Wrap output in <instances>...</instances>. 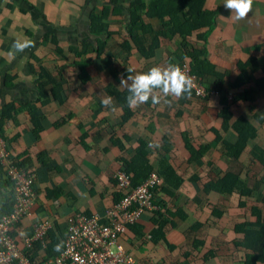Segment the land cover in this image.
I'll return each mask as SVG.
<instances>
[{
	"label": "crops",
	"instance_id": "crops-1",
	"mask_svg": "<svg viewBox=\"0 0 264 264\" xmlns=\"http://www.w3.org/2000/svg\"><path fill=\"white\" fill-rule=\"evenodd\" d=\"M119 1L127 21L128 0ZM107 2L0 0V127L12 159L27 160V168L36 176L35 204L15 238L22 243L34 227L47 223L48 247L53 248L36 249L33 259L43 263L59 253L55 248L66 239L71 216H97L104 223L107 212L119 202L114 175L121 159L134 158L137 147L144 145L151 174L157 173L163 183L156 191V203L163 210L127 227L118 239L119 247L134 264H243L244 253L234 245L244 236L236 230L255 225L259 214L264 219V163L254 156L264 153V0H253L252 11L239 21L225 8V0H204L203 12L214 14L216 21L212 28L194 32L191 44L201 51L205 47L202 58L208 64L202 76L207 86L216 85L217 93L200 99L163 97L158 91L159 103L149 99L129 108L128 116L113 97L115 110L101 104L109 84L126 89L120 87V79L106 76L109 64L88 54L89 81L82 83L68 52V47L82 43L94 45L89 13ZM154 26L159 27V22ZM109 30L125 34L117 20H111ZM199 34L207 35L206 42L196 38ZM52 36L61 55L50 43ZM17 38L32 39L35 46L10 56ZM117 40L115 36L109 41L110 53H119ZM182 42L178 35L163 38L154 58L131 54L127 68L135 75L154 66L177 64L175 52H180ZM40 67L61 83V90L55 97L49 92L44 104L36 86ZM31 103L40 115L38 134H33L27 111ZM10 104L11 111L3 109ZM240 119L250 122L256 136L236 162L228 147L240 144ZM229 173L239 175L250 196L210 190ZM129 176L132 180V173ZM7 181L0 165V208L5 199H12L13 188Z\"/></svg>",
	"mask_w": 264,
	"mask_h": 264
},
{
	"label": "trees",
	"instance_id": "trees-1",
	"mask_svg": "<svg viewBox=\"0 0 264 264\" xmlns=\"http://www.w3.org/2000/svg\"><path fill=\"white\" fill-rule=\"evenodd\" d=\"M128 4L127 21L123 20L124 13L119 0H108L107 4H104L101 10L92 9L89 13V29L91 34L96 37L94 45L82 43L79 47H68V52L74 57L71 66L78 70L79 73H77V75L81 78V82L87 83L89 81L87 79V77H89L87 67L90 65V60L85 59L88 54H92L98 59L106 57L109 64V69L107 70L108 76L115 80H121L128 75H133L132 70L128 69L126 65L129 55L137 53L144 59L154 58L156 56V50L161 47V39L178 35L183 39V42L181 44L182 48L180 49V52H175L178 57L177 64L180 65L182 62H187L191 72L197 77L202 78L201 81L208 90H213L216 85L211 86L212 88L210 85L207 86L206 81L202 76L206 70L205 67L208 64V62L202 58L205 55L206 49L205 47H200L202 49L201 51L196 45L191 44L194 32L200 31L202 27L212 28L216 21L214 14L203 12L204 0H128ZM111 20H117L122 23L123 30L125 31L124 35H122L121 32H113L109 30ZM157 22L160 24L159 27L154 26ZM48 36L49 35L43 38V41H48ZM115 36H118V39H120V41L117 40L116 42L119 49V53L117 54L121 55L119 59L117 58L116 53H110L111 48L108 45L109 41L114 39ZM196 38L206 42L208 37L206 34H199ZM142 39H145L146 42L144 43ZM50 43L55 49H57V53L61 55L62 51L58 49V44L53 36L50 39ZM33 59L36 62L39 60L35 57ZM39 70L40 71L35 72V75H38L36 86L39 89V101L41 104H44L47 102L46 99H48L50 94L55 97L56 91L61 90V83L59 79L51 78V73L47 72L45 69L40 67ZM58 76H62L60 72H58ZM48 86H50V88H48ZM105 93L116 99L117 102L122 105L125 115L128 116L129 107L127 105L126 97L129 93L127 89L123 91L118 90L115 88V85L111 83L105 88ZM190 95H192V98L193 96H196L192 90H190V93H185L183 96L186 98ZM3 109L11 111L13 105H6ZM27 111L31 115L33 134H38V132L41 131V124L40 115L36 110V105L34 103L28 104ZM126 116L123 117L122 122H125ZM240 121L243 122L237 127L240 144L228 147L236 162L239 161L248 142L253 140L256 136L254 127L249 121L245 119H240ZM119 148L122 149V147ZM135 153L136 156L130 160L121 159L120 168L127 174L132 173V189H135L144 183L153 171L147 159L148 153L145 146H138ZM257 153L260 156L257 157L255 154L254 156L258 158L260 162L264 163V153L262 151H258ZM18 164L26 168L28 167L27 160ZM177 181L178 184L175 186L176 190H178L181 185V182L179 180ZM167 183L168 181L166 180V184ZM168 185L172 186L171 183H168ZM210 187L211 185L208 188ZM210 190H214L221 195L229 196L235 193H239L241 196L251 195V193L246 190V186L240 181L239 175L234 173H229L217 185L211 187ZM166 192L171 194L169 190H166ZM118 195L120 200L122 196L120 194ZM13 202L14 199L12 192V199H5L1 203V216L11 211L10 208L13 206ZM155 204L163 210L162 205L156 202ZM159 215L161 219L165 217L162 214ZM257 219L258 222L255 225L250 226L247 229L242 227L236 230L237 234H242L244 236L242 242L235 243L234 245L235 249H239L244 253L243 264H264V219H262L260 214L257 216ZM164 222L165 220L161 223V228H163ZM158 234H161L160 231ZM153 238L154 241H157L156 235H154ZM54 241L55 240L53 239V242ZM50 248L47 247V251H51L53 246L51 245ZM36 249L39 250L38 247ZM35 250L28 253V258L31 261H34L33 259L36 256ZM47 254L50 256L48 252Z\"/></svg>",
	"mask_w": 264,
	"mask_h": 264
},
{
	"label": "built area",
	"instance_id": "built-area-1",
	"mask_svg": "<svg viewBox=\"0 0 264 264\" xmlns=\"http://www.w3.org/2000/svg\"><path fill=\"white\" fill-rule=\"evenodd\" d=\"M193 80L192 91L198 98L209 93L201 78L191 72L187 62L179 65ZM0 165L5 177L12 185L13 206L0 218V264H134V259L125 254L117 244L127 227L139 224L146 214L155 215L162 209L155 204L156 191L163 185L157 173L135 189L131 188L129 174L119 169L115 175L117 193L122 196L106 214L104 223L97 216L86 217L75 214L67 220V235L62 248L53 259L39 263L31 261L28 253L35 250L45 252L48 247L49 225L42 223L19 243L15 233L25 219L30 217L36 201L35 172L16 163L7 148L0 127Z\"/></svg>",
	"mask_w": 264,
	"mask_h": 264
},
{
	"label": "clouds",
	"instance_id": "clouds-1",
	"mask_svg": "<svg viewBox=\"0 0 264 264\" xmlns=\"http://www.w3.org/2000/svg\"><path fill=\"white\" fill-rule=\"evenodd\" d=\"M252 5L253 0H225L224 2L225 8L233 12L231 17L237 21L247 17V14L252 11ZM34 46L35 41L32 39L17 38L11 45L12 51L9 52V55L14 57L16 53L24 52ZM120 87L126 88L129 93L126 97L128 107L135 108L147 103L149 99L153 104L159 103L162 97L157 94V90L163 97L180 98L185 93H190L193 80L182 71L178 64H169L167 67L154 66L147 72L128 75L126 79H121ZM101 104L112 110H115L116 107L111 96L103 97ZM149 147H153V145L150 144ZM61 247L62 243L57 244L55 250L59 251Z\"/></svg>",
	"mask_w": 264,
	"mask_h": 264
},
{
	"label": "rangeland",
	"instance_id": "rangeland-1",
	"mask_svg": "<svg viewBox=\"0 0 264 264\" xmlns=\"http://www.w3.org/2000/svg\"><path fill=\"white\" fill-rule=\"evenodd\" d=\"M47 29H48V28H47ZM48 30L53 31L54 29H53V28H49ZM101 61H102L104 64H107V65H108V60H107V58H103V59H101ZM106 76H108V74H107Z\"/></svg>",
	"mask_w": 264,
	"mask_h": 264
}]
</instances>
